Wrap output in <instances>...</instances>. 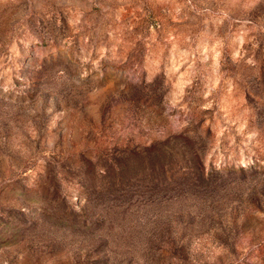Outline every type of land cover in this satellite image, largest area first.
<instances>
[{
	"label": "rangeland",
	"instance_id": "374dc122",
	"mask_svg": "<svg viewBox=\"0 0 264 264\" xmlns=\"http://www.w3.org/2000/svg\"><path fill=\"white\" fill-rule=\"evenodd\" d=\"M0 264H264V0H0Z\"/></svg>",
	"mask_w": 264,
	"mask_h": 264
}]
</instances>
